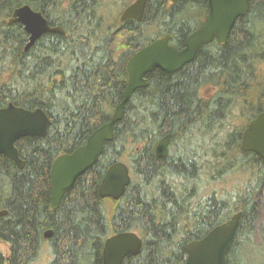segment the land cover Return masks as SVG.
I'll list each match as a JSON object with an SVG mask.
<instances>
[{"label":"trees","instance_id":"obj_1","mask_svg":"<svg viewBox=\"0 0 264 264\" xmlns=\"http://www.w3.org/2000/svg\"><path fill=\"white\" fill-rule=\"evenodd\" d=\"M66 1L0 0V108L11 102L41 108L52 121L45 137L26 136L16 142L24 168L0 156V211H7L0 215V237L9 245L8 254L0 251V264H42L45 251L50 254L45 264H102L106 239L125 231L138 232L143 248L122 264H183L189 242L239 211L228 264H264V225L258 227L264 205V160L241 148L244 129L264 111V90L257 91L264 65V0H250L248 14L237 20L224 48L210 46L211 51L172 77L161 69L149 73L148 86L137 89L126 104L114 138L106 142L97 163L53 209L54 160L84 145L95 129L110 121L124 97L129 58L140 46L168 34L172 45L184 48L208 0H149L144 22L127 20L121 35L105 42L101 35L107 23L103 27L98 13L91 16L100 6L98 0ZM25 4L42 12L52 26L65 28L67 35L45 33L25 51L23 26L9 21ZM145 25L152 26L151 38L142 39ZM92 30L97 42L86 41ZM210 83L218 89L205 98L201 89ZM257 99L256 104L251 101ZM236 109L246 124L227 131V119ZM225 130V142L202 143L198 150L185 144L193 134L217 139ZM167 134L171 145L180 143V151L161 158L156 146ZM116 161L129 165L131 184L118 200L101 198L99 185ZM238 174L246 175V181L236 183L233 191L205 194L207 185ZM50 229L53 235L46 239L44 233Z\"/></svg>","mask_w":264,"mask_h":264},{"label":"water","instance_id":"obj_2","mask_svg":"<svg viewBox=\"0 0 264 264\" xmlns=\"http://www.w3.org/2000/svg\"><path fill=\"white\" fill-rule=\"evenodd\" d=\"M149 0H135L123 12L121 21L133 18L143 19ZM176 1V0H171ZM197 2L198 0H191ZM208 14L203 23L193 31L182 49L170 43L168 34L150 42L134 53L127 62L128 83L123 99L117 105L110 121L95 129L84 145L78 146L70 153L59 155L53 162L50 176L52 182V208H59L64 195L74 186L80 176L93 167L104 152L105 144L113 140L115 126L125 114V107L137 89L148 86L147 75L155 69H161L169 77L193 62L201 47L217 38L227 41L236 21L246 16L250 0H208ZM12 23H21L29 34L25 47L35 42L47 32L64 33L59 27H52L42 12L34 10L29 4L17 7ZM52 121L41 109H27L9 103L0 108V156L12 159L19 168H24L16 142L26 136L45 137ZM171 134L164 136L156 146L158 157L169 155ZM241 148L253 152L264 160V111L259 112L244 129ZM132 176L128 164L116 161L107 169L100 185L101 198L120 199L131 184ZM7 211H0V215ZM242 211L235 213L226 222L218 224L204 237L193 240L187 245V258L183 264H228V253L236 238ZM53 230L44 233L51 238ZM2 239L0 238V244ZM143 248V239L136 231L118 232L109 236L103 248L102 264H122L129 255H139Z\"/></svg>","mask_w":264,"mask_h":264},{"label":"rangeland","instance_id":"obj_3","mask_svg":"<svg viewBox=\"0 0 264 264\" xmlns=\"http://www.w3.org/2000/svg\"><path fill=\"white\" fill-rule=\"evenodd\" d=\"M105 1L107 3L108 7H107L106 11L103 12V19H104L103 26L105 27V25L107 23L108 25H106V28H105V30H107L109 28V26L117 23V21L119 19L118 17L120 15L121 10L126 6V4L132 2V0H105ZM97 8H98V5H97ZM97 8L95 9V13L93 15L91 14L92 18L93 17L94 18L96 17V15L98 13ZM202 11L203 10L201 9V12ZM193 12L196 13L195 9H193ZM147 32H149L151 34L152 28H149ZM149 33H146V35L143 34L142 35L143 38H144V36H148ZM112 36H115V35H110L109 38H111ZM260 74L261 75H260L259 82H260L261 86L260 87L259 86L257 87L258 88V90H257L258 92H260V89H262V90L264 89V65L261 66V72H260ZM217 89L218 88H216L212 83L207 84V85H205L201 89V95L203 97H205V98H209L211 95H213L217 91ZM258 100L259 99H257V100H251V101L256 104V102ZM261 100L263 101L262 98H261ZM245 109L246 108L243 107V111ZM245 115L249 118L251 114H245ZM227 122L229 124L227 126L228 127L227 128V131H229V128H233V127H243L246 124L245 118L242 115V111L239 110V109H236L235 110V112L232 114V116L227 119ZM194 135L195 136H193V138H191L189 141L188 140L185 141V144L190 143L189 146L191 145L192 149H194V148L197 149V146H199V144H202V143H205L207 146H209V145H211L215 141L216 142H225L226 141V137H225L226 136V130H225L224 133H222L220 135V137H217V139H211L210 137H201V136H198L197 134H194ZM223 137H225V138H223ZM212 146H214V145H212ZM175 151L176 152H179L180 151V144H178V145H171V147H170V153H173V152L175 153ZM239 175L240 174H238V175H229V176H227L222 181H218L216 183H212L210 185H207V187H205V188H207L208 191H206L205 194H212L214 191L217 192V191H222V190H225V191H233L237 187L236 183H243V179L244 180L246 179V175L243 176V177L242 176L238 177ZM207 198L205 196L204 199H202V203L203 204H205V201H206ZM262 225H264V205L262 207V216H261V218L259 220V226H258L259 229H260V227ZM260 241H261V235L258 234L257 241L255 243H258ZM46 249L49 250L47 247H46ZM256 249L257 248H253V250H256ZM0 251L3 252L5 255L8 254V252H9V245L7 243L2 242L0 244ZM49 258H50L49 252L48 251H45L44 254H43V263L42 264H45V261H47Z\"/></svg>","mask_w":264,"mask_h":264},{"label":"flooded vegetation","instance_id":"obj_4","mask_svg":"<svg viewBox=\"0 0 264 264\" xmlns=\"http://www.w3.org/2000/svg\"><path fill=\"white\" fill-rule=\"evenodd\" d=\"M67 1H69V0H67ZM134 0H132V2H133ZM199 1V0H198ZM197 1V2H198ZM98 2H99V8H98V14H99V18L100 19H102L103 18V16H102V14H103V12L104 11H106V9H107V7H108V5H107V3H106V1L105 0H98ZM131 2V3H132ZM207 4H208V1H207ZM88 3H86V6H85V8L84 9H86V7H88ZM101 7V8H100ZM126 7H127V4H126V6L124 7V9H123V11L126 9ZM89 8V7H88ZM88 11H89V9H87ZM203 10V9H202ZM101 11V12H100ZM204 11V14L203 15H201L202 17H200V22L198 23V25H197V27L194 29V30H196L202 23H203V21L206 19V17H207V14H208V6L206 7V9H204L203 10ZM122 14H123V12L122 13H120V16H119V20L117 21L118 23L117 24H114V26L112 25V26H109V28L107 29V30H105L103 33H102V35H101V39L103 40V42H105L106 41V38L107 37H109L110 35H116V34H121V26L127 21V20H130V19H127V20H125V21H121V16H122ZM145 14V13H144ZM247 15V14H246ZM144 17V16H143ZM245 17V16H244ZM238 20V19H237ZM120 24H122L121 26H120ZM148 27V26H147ZM150 27V26H149ZM149 27H148V29H149ZM150 28H152V26L150 27ZM111 29V30H110ZM23 30H24V28H23ZM193 30V31H194ZM25 31V30H24ZM110 33H109V32ZM147 31V30H146ZM192 31V32H193ZM26 32V31H25ZM191 32V33H192ZM190 33V34H191ZM26 34H27V36H26V45H27V41H28V37H29V34L26 32ZM94 34H95V31L94 30H92V31H89L88 32V34H87V38L89 39V40H86L87 42H90V40H91V42H97V40L96 39H94ZM99 34H100V32H99ZM64 35H67V33L66 34H64ZM42 37V36H41ZM40 37V38H41ZM188 37H189V35H188ZM188 37H187V39H188ZM229 37H230V35H229ZM229 37H228V39H227V41H225L224 43L222 42V41H219L217 38H214L210 43H208V44H206V45H204L203 47H201L200 48V50H199V52H198V54H197V56L198 55H200V54H202L203 52L206 54L207 52H209V51H211V48H210V46H216L217 48H224L227 44H228V42H229ZM39 38V39H40ZM38 39V40H39ZM38 40L36 41V42H38ZM187 41V40H186ZM35 42V43H36ZM26 45H25V47H26ZM35 45V44H34ZM146 45H148V44H146ZM146 45H142V46H140L137 50H136V52L139 50V49H141L142 47H144V46H146ZM186 45V44H185ZM33 46V45H32ZM31 46V47H32ZM31 47H29L27 50H29ZM185 47V46H184ZM206 48V49H205ZM210 48V49H209ZM203 49H205L204 51H201V50H203ZM24 50L25 51H27L25 48H24ZM135 52V53H136ZM196 56V57H197ZM170 147H171V144H170Z\"/></svg>","mask_w":264,"mask_h":264},{"label":"bare ground","instance_id":"obj_5","mask_svg":"<svg viewBox=\"0 0 264 264\" xmlns=\"http://www.w3.org/2000/svg\"><path fill=\"white\" fill-rule=\"evenodd\" d=\"M56 1H57V0H56ZM134 1H135V0H134ZM134 1H133V2H134ZM176 1H177V0H176ZM176 1H171V0H170V3H174V2H176ZM133 2H132V3H133ZM83 3H84V2H83ZM88 4H89V3H88ZM130 4H131V2L127 4V7H128ZM76 5H77V4H76ZM168 5H169V4H168ZM59 7H60V6H59ZM83 7H84V6H83ZM88 7H89V6H88ZM95 7L97 8V6H95ZM127 7H126V8H127ZM79 8H80V7H79ZM91 8H93V7H91ZM96 8H94L93 10H95ZM100 8H101V7H100ZM70 9H71V8H70ZM123 9H124V8H123ZM123 9L121 10L120 13L124 12ZM167 9H169V8H167ZM86 10H87V9H86ZM97 10H98V8H97ZM96 12H97V11H96ZM100 12H101V11H100ZM106 14H107V13H106ZM203 14H204V11H202V14H201V15H203ZM88 16H89V15H88ZM119 16H120V15H119ZM64 17H65V16H64ZM162 17H163V16H162ZM93 18H94V17H93ZM118 18H119V17H118ZM113 19H114V18H113ZM130 19H133V18H130ZM63 20H64V19H63ZM118 20H119V19H118ZM133 20H135V19H133ZM116 21H117V20H116ZM136 21H137V20H136ZM136 21H134V22H136ZM141 21H143V19H142ZM141 21H137V23H138V22H141ZM144 21H145V20H144ZM144 21H143V22H144ZM122 22H123V21H122ZM62 23H63V22H62ZM117 23H118V22H117ZM117 23H116V24H117ZM112 24H113V23H112ZM138 24H140V23H138ZM142 24H143V23H142ZM53 25H54V24H53ZM107 25H108V24H107ZM121 25H122V24H120V26H121ZM151 25H152V24H151ZM151 25H150V26H151ZM77 26L79 27V25H77ZM111 26H112V25H111ZM113 26H114V24H113ZM59 27H61V26H59ZM103 27H104V26H103ZM114 27H115V26H114ZM145 27H146V25H145ZM154 27H155V26H154ZM61 28H62L65 32H64V33L57 32V33H60V34H63V35L66 34V33H67V30H66L65 28H63V27H61ZM93 28H94V27H93ZM146 28H147V27H146ZM149 28H150V27H149ZM124 29H125V28H124ZM110 30H111V29H110ZM121 30H122V29H121ZM121 30H120V31H121ZM145 31H146V30H145ZM147 31H148V30H147ZM162 31H163V29H162ZM80 32H81V31H80ZM95 32H96V31H95ZM108 32H109V31H108ZM77 33H78V32H77ZM97 33H98V32H97ZM109 33H110V32H109ZM127 33H128V32H127ZM130 33H131V31H130ZM140 33H141V32H140ZM146 33H149V32H146ZM192 33H193V32H192ZM192 33H191V34H192ZM188 34H189V36L191 35L190 33H188ZM120 35H121V34H120ZM142 35H143V34H142ZM149 35H151V34L149 33ZM149 35L146 36V37L151 38ZM86 36H87V35H86ZM127 37H128V36H127ZM84 38H85V37H84ZM107 38H108V37H107ZM188 38H189V37H188ZM142 39H144V38H142ZM88 40H89V39H88ZM91 40H92V39H91ZM91 40H90V42H91ZM107 40H108V39H107ZM154 40H155V39H154ZM154 40H152V41H154ZM152 41H151V42H152ZM133 42H134V41H133ZM139 42H140V44H141V42L144 44V42H146V39H145V40H142V41H139ZM135 43H136V41H135ZM137 43H138V41H137ZM137 43H136V44H137ZM109 44H110V43H109ZM125 45H126V44H125ZM61 46H62V45H61ZM75 46H76V45H75ZM75 46H74V47H75ZM92 46H93V45H92ZM126 46H127V45H126ZM70 47H71V46H70ZM72 47H73V46H72ZM104 47H105V46H104ZM131 47H133L132 44H131ZM135 47H136V46H135ZM133 48H134V47H133ZM81 49H82V48H81ZM64 51H65V49H64ZM55 53H56V52H55ZM68 55H69V54H68ZM72 55H74V54H72ZM92 56H93V55H92ZM69 57H70V56H69ZM67 58H68V57H67ZM9 59H10V58H9ZM14 61H15V60H14ZM42 61H43V60H42ZM62 63H63V62H62ZM90 63H91V61H90ZM256 64H257V63H256ZM253 65H254V64H253ZM68 66H69V65H68ZM2 67H4V65H3ZM255 67H256V66H255ZM67 68H68V67H67ZM26 71H27V70H26ZM78 73H79V72H78ZM74 74H75V73H74ZM68 76H69V75H68ZM116 77H117V76H116ZM212 79H213V78H212ZM219 80H220V79H219ZM117 81H118V80H117ZM16 83H17V82H16ZM218 83H219V82H218ZM256 84H257V83H256ZM11 85H12V84H11ZM60 85H61V84H60ZM72 85H73V84H72ZM225 86H226V84H225ZM228 86H229V85H228ZM94 89H95V88H94ZM54 90H55V89H54ZM263 90H264V89H263ZM123 91H124V90H123ZM119 92H120V91H119ZM219 92H220V91H219ZM11 93H12V92H11ZM252 93H253V92H252ZM12 94H13V93H12ZM56 94H57V93H56ZM14 95H15V94H14ZM186 95H187V94H186ZM100 97H101V96H100ZM190 98H191V97H190ZM194 100H195V99H194ZM98 101H99V100H98ZM142 102H143V101H142ZM231 104H232V103H231ZM84 105H85V104H84ZM55 107H56V106H55ZM151 108H152V107H151ZM201 108H202V107H201ZM138 109H139V108H138ZM229 112H230V111H229ZM91 113H92V112H91ZM145 113H146V112H145ZM79 115H80V114H79ZM131 116H132V115H131ZM92 117H93V116H92ZM230 117H231V116H230ZM72 119H73V118H72ZM99 119H100V118H99ZM179 120H180V119H179ZM230 121H231V120H230ZM75 122H76V121H75ZM230 123H231V122H230ZM196 124H197V123H196ZM181 125H182V124H181ZM183 126H184V124H183ZM183 126H182V127H183ZM187 126H188V125H187ZM197 128H198V127H197ZM183 129H184V128H183ZM183 129H182V130H183ZM66 130H67V129H66ZM182 130H181V131H182ZM192 130H193V129H192ZM61 132H62V131H61ZM67 133H68V132H67ZM51 134H52V133H51ZM53 134H54V133H53ZM145 134H146V133H145ZM188 134H189V133H188ZM192 134H193V133H192ZM49 135H50V134H49ZM59 136H60V135H59ZM193 136H195V135L193 134ZM191 137H192V136H191ZM157 142H158V141H157ZM236 142H237V141H236ZM173 143H174V142H173ZM181 143H182V142H181ZM196 143H197V142H196ZM179 144H180V143H179ZM194 144H195V143H194ZM181 145H182V144H181ZM199 145H200V144H199ZM80 146H81V145H80ZM153 146H154V145H153ZM183 146H185V145L183 144ZM197 150H198V149H197ZM187 151H188V150H187ZM175 153H176V151H175ZM178 153H179V152H178ZM180 153H181V152H180ZM184 153H185V152H184ZM173 154H174V153H173ZM174 155H175V154H174ZM237 158H238V157H237ZM237 158H236V159H237ZM214 159H215V158H214ZM233 159H234V158H233ZM216 162H217V161H216ZM172 164H173V163H172ZM178 164H179V163H178ZM233 164H234V163H233ZM237 164H238V163H237ZM128 166H129V165H128ZM136 168H137V167H136ZM262 171H263V170H262ZM262 171H261V172H262ZM228 172H229V171H228ZM177 176H178V175H177ZM256 176H257V175H256ZM256 178H257V177H256ZM138 181H139V180H138ZM178 182H179V181H178ZM86 185H87V183H86ZM87 186L89 187V185H87ZM92 187H93V186H92ZM48 188H49V187H48ZM206 189H207V188H206ZM210 189H211V188H210ZM85 191H86V190H85ZM158 192H159V191H158ZM173 192H174V190H173ZM204 193H205V192H204ZM162 195H163V194H162ZM250 195H251V194H250ZM50 202H51V201H50ZM49 205H50V204H49ZM242 205H243V204H242ZM98 206H99V205H98ZM125 206H126V205H125ZM235 207H236V206H235ZM235 207H234V208H235ZM50 209H51V208H50ZM233 212H234V211H233ZM101 213H102V212H101ZM204 225H205V224H204ZM132 263H133V262H132ZM34 264H35V263H34ZM134 264H135V263H134Z\"/></svg>","mask_w":264,"mask_h":264}]
</instances>
